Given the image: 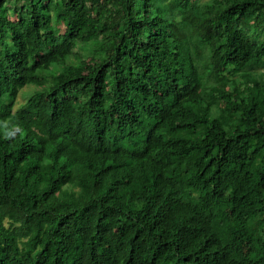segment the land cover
<instances>
[{
    "label": "trees",
    "instance_id": "trees-1",
    "mask_svg": "<svg viewBox=\"0 0 264 264\" xmlns=\"http://www.w3.org/2000/svg\"><path fill=\"white\" fill-rule=\"evenodd\" d=\"M0 264H264V0H0Z\"/></svg>",
    "mask_w": 264,
    "mask_h": 264
},
{
    "label": "rangeland",
    "instance_id": "rangeland-1",
    "mask_svg": "<svg viewBox=\"0 0 264 264\" xmlns=\"http://www.w3.org/2000/svg\"><path fill=\"white\" fill-rule=\"evenodd\" d=\"M203 1H205V0H203ZM154 12V11H153ZM26 88H29V90H31L32 92L34 91V90H36L38 87H36V86H34V85H32V84H29V85H27V87ZM28 95V94H27ZM26 97L27 96H25L24 94H22V95H20V100L21 101H24L25 99H26Z\"/></svg>",
    "mask_w": 264,
    "mask_h": 264
}]
</instances>
